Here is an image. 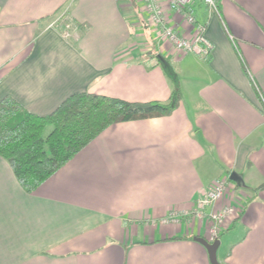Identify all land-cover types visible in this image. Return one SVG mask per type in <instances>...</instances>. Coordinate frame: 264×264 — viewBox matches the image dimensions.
<instances>
[{
	"label": "crops",
	"instance_id": "obj_1",
	"mask_svg": "<svg viewBox=\"0 0 264 264\" xmlns=\"http://www.w3.org/2000/svg\"><path fill=\"white\" fill-rule=\"evenodd\" d=\"M217 3L210 18L193 7L204 60L162 50L140 0H0V100L38 115L78 92L163 102L170 74L181 91L171 113L109 125L33 192L0 156V264H213L198 236L219 240L214 264H264V0ZM62 14L70 38L51 25ZM216 179L225 196L198 217ZM228 204L212 237L208 215Z\"/></svg>",
	"mask_w": 264,
	"mask_h": 264
},
{
	"label": "trees",
	"instance_id": "obj_2",
	"mask_svg": "<svg viewBox=\"0 0 264 264\" xmlns=\"http://www.w3.org/2000/svg\"><path fill=\"white\" fill-rule=\"evenodd\" d=\"M65 22L55 26L64 30ZM168 77L171 95L163 102L78 92L49 114L38 115L4 96L0 100V156L10 165L19 185L33 192L109 125L171 113L179 104L181 91L174 75ZM256 188H264V183Z\"/></svg>",
	"mask_w": 264,
	"mask_h": 264
},
{
	"label": "built area",
	"instance_id": "obj_3",
	"mask_svg": "<svg viewBox=\"0 0 264 264\" xmlns=\"http://www.w3.org/2000/svg\"><path fill=\"white\" fill-rule=\"evenodd\" d=\"M142 9L147 13V24L152 29L161 49L168 52L173 50L180 54L193 53L204 60H208L213 45L206 36V23L196 20L193 7L201 3L210 18L219 14L217 0H168L167 6L163 0H140ZM66 20L62 35L71 37L72 22L63 14L51 25ZM181 26V27H180ZM227 187L226 179L214 180L204 191L203 195L195 202V214L204 216L203 210L207 205L219 203L225 196ZM235 207L220 205L208 215V224L212 237L218 236L219 230L235 214Z\"/></svg>",
	"mask_w": 264,
	"mask_h": 264
},
{
	"label": "water",
	"instance_id": "obj_4",
	"mask_svg": "<svg viewBox=\"0 0 264 264\" xmlns=\"http://www.w3.org/2000/svg\"><path fill=\"white\" fill-rule=\"evenodd\" d=\"M230 178L236 181L238 184H241L240 178L237 175L231 174ZM195 239L205 246L209 253L210 260L214 264L216 262L215 253L219 244V240L214 239L213 241H208L205 238L199 236L195 237Z\"/></svg>",
	"mask_w": 264,
	"mask_h": 264
},
{
	"label": "rangeland",
	"instance_id": "obj_5",
	"mask_svg": "<svg viewBox=\"0 0 264 264\" xmlns=\"http://www.w3.org/2000/svg\"><path fill=\"white\" fill-rule=\"evenodd\" d=\"M239 234H240L239 227H237L234 231H231V232L230 231L220 232L219 236H224V237H222L223 245L221 246V249L219 250V252L224 251L225 253L229 247L228 243L230 242L231 239H233V237H230V236H239Z\"/></svg>",
	"mask_w": 264,
	"mask_h": 264
}]
</instances>
